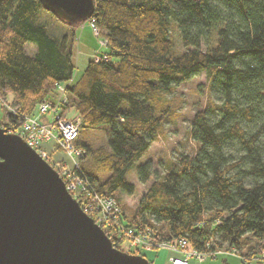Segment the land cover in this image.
<instances>
[{"label":"trees","instance_id":"trees-1","mask_svg":"<svg viewBox=\"0 0 264 264\" xmlns=\"http://www.w3.org/2000/svg\"><path fill=\"white\" fill-rule=\"evenodd\" d=\"M94 2L91 18L105 48L74 80L82 22L60 18L40 0H0V96L11 94L16 112L2 105L8 122L0 124L16 132L66 82V111L81 117L77 144L85 150L76 172L91 194L120 203L123 226L149 227L175 245L184 238V249H224L244 264H264V0ZM44 11L65 29L51 30ZM202 71L209 82L189 129L191 151L168 160L129 215L122 202L135 190L129 174L135 169L140 181L150 179L142 156L178 116L168 94ZM97 130L107 137L93 147ZM123 233L110 236L120 249Z\"/></svg>","mask_w":264,"mask_h":264},{"label":"water","instance_id":"water-1","mask_svg":"<svg viewBox=\"0 0 264 264\" xmlns=\"http://www.w3.org/2000/svg\"><path fill=\"white\" fill-rule=\"evenodd\" d=\"M69 22L91 18L94 0H40ZM0 264H153L116 247L24 138L0 124Z\"/></svg>","mask_w":264,"mask_h":264},{"label":"rangeland","instance_id":"rangeland-1","mask_svg":"<svg viewBox=\"0 0 264 264\" xmlns=\"http://www.w3.org/2000/svg\"><path fill=\"white\" fill-rule=\"evenodd\" d=\"M43 18L48 19V27L51 30L59 28V31L65 29L64 25L58 21L49 12H43ZM90 19L83 21L76 30V41L74 49V59L76 68L74 71V80H76L83 69L85 68L88 60L93 57V54L98 55L105 48V44H102L104 38L94 33L93 28L90 26ZM177 49L181 48V38L176 43ZM80 61V63L78 62ZM209 82V77L206 72L202 71L192 77L189 80H184L177 85L176 89L168 94V96H174L175 104L177 106L178 116L171 122H166L159 133L158 137L153 140L148 152L142 156V162L149 161L151 164L152 175L146 182L139 180L136 170H132L129 174V180L135 185V190L131 194L123 193L122 202L126 205V212L130 215L131 212L136 208L139 199L146 191L147 187L151 182L158 176H161L167 169V162L169 159L177 160L184 153L191 151L193 142L189 135V129L191 122L196 110L199 107H204L206 103V87ZM11 95V94H10ZM12 96V95H11ZM9 97V96H8ZM12 98V97H11ZM215 101L218 100V93L214 91ZM8 105H4L6 108L11 109L9 106L11 99L7 100ZM7 104V103H6ZM13 109V108H12ZM14 110V109H13ZM68 115H74L72 112L67 110ZM0 122H8L5 110L2 108L0 103ZM106 134L103 131H95L91 134V143L94 146L104 145L106 140ZM50 155V154H49ZM50 157L61 158L64 157L62 150L54 149ZM57 164L58 169L63 170V164L67 165L68 168H72L70 161L61 160ZM79 164V161H78ZM80 167V165H79ZM85 184L82 187L77 188L76 194L79 195V199L89 203L92 202L89 198H86ZM92 214L98 217V212L92 210ZM109 231L112 236L115 235V227L113 223L107 222ZM107 231V234H111ZM111 236V235H110ZM141 248L134 245L131 237L125 234L122 242V250L134 251L140 250ZM142 250V249H141ZM224 250V249H223ZM151 261L153 264H174L169 256L184 257L185 255L181 252L174 251L166 246H159L150 250H145L142 255ZM264 258V253L261 252L259 258ZM226 261V262H225ZM244 264L241 256L235 252L223 251L218 255L205 256L204 259L200 260L196 257H190L185 264Z\"/></svg>","mask_w":264,"mask_h":264},{"label":"built area","instance_id":"built-area-1","mask_svg":"<svg viewBox=\"0 0 264 264\" xmlns=\"http://www.w3.org/2000/svg\"><path fill=\"white\" fill-rule=\"evenodd\" d=\"M90 24L94 33L98 35V28L93 18L90 19ZM102 44H106L105 39L102 40ZM94 57L95 59H99L97 55H94ZM66 88V82H59L54 98H44L40 101L33 111L25 116L21 126L16 132L59 172L60 176L65 181L66 188L73 197L79 201L82 209L92 216L94 221L100 225L106 233L107 231L111 233L106 225L107 222L110 224L113 223L116 232L122 230V232H124L123 234H127L131 237L133 244L139 246L142 250L166 246L174 251L183 253L185 255L183 258L173 255L169 257L174 264H185L190 257H196L202 260L206 255L207 257L211 255L215 256L226 251L223 249H210L208 251L184 249L187 245L186 239L181 238L176 245L166 241H159L153 235V230L149 227H146L144 231L135 232L133 228L125 227L119 222L118 215L121 212V205L114 197L91 194L85 188L86 198L90 196L89 199H91L92 202L89 204L79 199L76 190L78 187H82L87 181L85 176H80L76 170L80 169V160L83 158L85 150L77 144V140L80 136V115H67L66 106L69 104V97ZM7 100L8 99H4L0 96V103L2 105L7 106ZM9 107L11 108V106ZM10 110L16 114L15 110L12 108ZM54 149L62 150L64 155L62 159L71 162L73 165L71 169L65 164L62 166L63 170L60 168L58 169L57 164H59V161L62 159L50 157ZM92 210L98 212V217L92 214ZM112 233L110 234L111 236ZM107 235L110 237L109 234ZM262 252L264 253V250H262Z\"/></svg>","mask_w":264,"mask_h":264},{"label":"crops","instance_id":"crops-1","mask_svg":"<svg viewBox=\"0 0 264 264\" xmlns=\"http://www.w3.org/2000/svg\"><path fill=\"white\" fill-rule=\"evenodd\" d=\"M90 24V23H89ZM91 26V25H90ZM92 27V26H91ZM95 54H93V56H94ZM78 62L80 63V61L78 60ZM76 64V63H75ZM11 95H9V97L8 98H10L11 99Z\"/></svg>","mask_w":264,"mask_h":264}]
</instances>
